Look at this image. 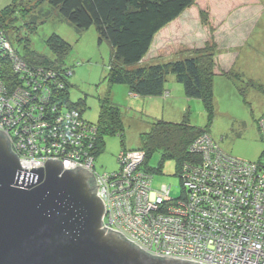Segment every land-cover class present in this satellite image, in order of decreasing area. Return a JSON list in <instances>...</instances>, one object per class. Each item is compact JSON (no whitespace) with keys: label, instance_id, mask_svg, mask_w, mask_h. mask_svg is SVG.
<instances>
[{"label":"rangeland","instance_id":"obj_1","mask_svg":"<svg viewBox=\"0 0 264 264\" xmlns=\"http://www.w3.org/2000/svg\"><path fill=\"white\" fill-rule=\"evenodd\" d=\"M197 1L207 7L212 16L211 31L200 24L198 4L193 5L180 21L174 22L175 25L169 28V35L174 37L176 34L181 40L166 42L167 32L158 34L143 62H163V58L156 56L162 39L165 53L181 56L176 52L180 45L188 48L201 47L208 35H211L217 52V66L230 72L211 77L213 113L210 117L203 101L186 98L182 85L171 74L164 83L168 95L161 97H133L129 95L125 85L110 84L107 78L112 57L109 43L105 40L98 42L94 26L77 31L55 13L50 12L45 17L41 12H47L49 8L44 0H21L17 8L25 7L30 12L24 14L17 9L11 14L8 13L7 27L3 25L7 32L2 28L0 31L4 34L6 46L12 42L23 55L33 50L50 56L46 40L53 33L67 41L68 46L60 65L69 70L65 76L69 84L70 100L75 102L81 98L85 101L79 107L86 121L93 124L97 122L99 106L107 98L119 105L124 124L123 143L116 134L104 136L103 149L95 160L97 171L115 170L116 156L122 147L138 148L151 126L150 122L162 117L171 121L185 118L190 124L206 127L209 135L223 151L241 160L258 161L264 152L262 134L256 123L260 114H264V0H257L254 4L245 3L233 10L222 6V0ZM12 2L15 1L0 0V13L6 7L10 11ZM230 3L228 0V4ZM32 14L38 15L34 22L30 18ZM185 23L191 25L186 32L182 28L186 26ZM6 37H10L11 42ZM233 55L237 56L235 61L231 58ZM8 75L13 77L9 80V87H14L18 81L13 80V72ZM158 99L160 100L156 104ZM138 152L144 154L142 158L136 159L132 156L130 163L131 166L140 168L143 163L141 161L147 156L145 157L144 151ZM160 159L161 151H152L147 162L148 168L157 167ZM161 165V173H153L152 188L169 185L170 196L179 197L182 187L175 160L171 157L164 158ZM116 176L118 175L115 173L112 175L113 178Z\"/></svg>","mask_w":264,"mask_h":264},{"label":"built area","instance_id":"obj_2","mask_svg":"<svg viewBox=\"0 0 264 264\" xmlns=\"http://www.w3.org/2000/svg\"><path fill=\"white\" fill-rule=\"evenodd\" d=\"M4 39L0 31V45L8 48ZM19 68L22 63L13 64L14 71ZM18 89L4 97L8 92L0 87V130L21 168L44 167L47 159H58L64 169L86 168L100 185L96 195L104 204L106 229L153 255L202 264H264V152L258 161L241 160L209 136L197 137L189 150L198 159L183 163L178 172L187 194L172 198L169 185L153 189L152 177L131 166L130 157L141 159L142 150L118 153L120 167L113 171L118 176L98 172L90 150L94 136L78 127L82 123L74 110L61 117L70 132L53 131L45 146L32 145L44 121L20 123L27 119L26 100ZM258 128L264 142V114ZM57 136L60 142L53 141Z\"/></svg>","mask_w":264,"mask_h":264},{"label":"trees","instance_id":"obj_3","mask_svg":"<svg viewBox=\"0 0 264 264\" xmlns=\"http://www.w3.org/2000/svg\"><path fill=\"white\" fill-rule=\"evenodd\" d=\"M14 1L10 6V11L6 7L3 13H0V28L5 32L7 28L3 25L7 27L8 13L11 14L17 9L24 14L30 12L25 7L17 8L21 0ZM229 1L230 4L228 0H222V6L228 10H233L245 3H257V0ZM44 2L49 8L47 12H41L45 17L50 12L55 13L73 25L77 31L87 30L94 26L98 42L105 40L109 43L112 57L107 78L110 84L125 85L128 92L135 97H161L168 95L164 83L166 77L171 74L182 85L185 97L202 100L209 114L208 117L212 115L211 77L215 74H228L230 70L224 71L217 66V52L211 35H208L201 47L188 48L180 45L176 52L181 56H176V53L167 54L165 48L161 46L157 49L156 56L163 58V62H143L157 33L193 5L198 4L200 24L207 26L211 31L212 16L207 7H203L197 0H44ZM37 16L30 15L32 22ZM6 38H9L8 41L11 42L10 37ZM46 43L50 56L33 50L23 55L12 42L8 48L0 45V87L2 92H8L3 96H9L15 88H19L17 95L25 97L24 113L27 118L20 123L30 121V118L44 121V125L36 130L38 134L32 142V145L38 148L46 145L48 140L46 137L52 135L53 131L63 130V133H67L69 129L64 121H61V117L64 118L65 114L71 110L76 111V121L82 123L78 127L94 136L90 150L96 160L97 155L103 149L105 135L116 134L123 143L124 124L119 105L107 98L108 100L102 101L99 106L97 122L93 124L86 121L79 107L84 105L85 101L81 98L75 102L70 100L69 84L65 76L66 71L69 70L60 65L68 46L67 41L53 33L47 38ZM231 58L236 60L237 56L233 55ZM19 62L24 68L14 71L13 64ZM9 72H13L15 77L13 80L18 81L14 87H9V80L13 78L9 77L11 76L8 75ZM262 114L256 120L257 126ZM150 123L151 126L144 134L138 148L123 146L120 150L123 151L124 148H126L124 151L143 149L147 157L140 170L149 177H152L153 173H161L162 160L169 157L175 160L179 172L183 163L198 159L189 150V145L193 140L204 135L212 138L206 127H197L185 118L180 121H171L162 117L153 119ZM90 126L95 128L94 132L90 131ZM61 140L60 136L53 138V141L60 142ZM75 148L78 149L79 146ZM154 150L161 151V159L157 167L150 169L147 162ZM119 167L117 161V168L113 171H117ZM180 183L182 187L180 196L184 197L187 189L182 186L181 179Z\"/></svg>","mask_w":264,"mask_h":264},{"label":"water","instance_id":"obj_4","mask_svg":"<svg viewBox=\"0 0 264 264\" xmlns=\"http://www.w3.org/2000/svg\"><path fill=\"white\" fill-rule=\"evenodd\" d=\"M44 165L21 168L0 130V264H202L149 254L106 229L93 175Z\"/></svg>","mask_w":264,"mask_h":264},{"label":"crops","instance_id":"obj_5","mask_svg":"<svg viewBox=\"0 0 264 264\" xmlns=\"http://www.w3.org/2000/svg\"><path fill=\"white\" fill-rule=\"evenodd\" d=\"M187 10H190V8L189 9H187ZM186 10V11H187ZM185 11V12H186ZM185 12H183L178 18H176L175 20H173L172 22H170L167 26H165L163 29H161L158 33H157V35L155 36V38H154V40L156 39V37L158 36V34H161L162 32H167V41L166 42H168L169 40H172L173 42L174 41H179V40H181V37H178L177 38V35L175 34L174 35V37H172V34L171 35H169V28L172 26V25H175V23L177 22V21H180V19L182 18V16H183V14H185ZM184 20V19H183ZM175 22V23H174ZM185 22V21H184ZM186 24V26L185 27H182V28H184V31L186 32L187 31V28L188 27H190L191 25H189V24H187V23H185ZM181 28V29H182ZM179 35V34H178ZM154 40H153V43H154ZM163 40V39H162ZM161 40V41H162ZM166 40V39H165ZM164 40V41H165ZM161 41H160V44H159V46L161 47L162 45H163V42L161 43ZM153 43H152V45H153ZM158 46V47H159ZM158 47H157V49H158ZM144 60H145V58H144ZM167 93H168V90H167ZM129 95H131L130 93H129ZM133 97H135L134 95H132ZM159 100L160 99H158L157 100V102H156V104H158V102H159ZM176 111L178 110V108H176L175 109ZM168 119V118H167Z\"/></svg>","mask_w":264,"mask_h":264}]
</instances>
